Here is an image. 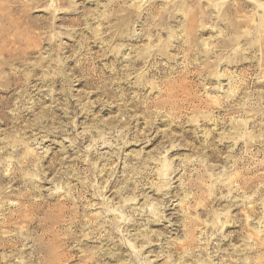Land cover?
<instances>
[{
    "label": "rangeland",
    "instance_id": "obj_1",
    "mask_svg": "<svg viewBox=\"0 0 264 264\" xmlns=\"http://www.w3.org/2000/svg\"><path fill=\"white\" fill-rule=\"evenodd\" d=\"M0 264H264V0H0Z\"/></svg>",
    "mask_w": 264,
    "mask_h": 264
}]
</instances>
